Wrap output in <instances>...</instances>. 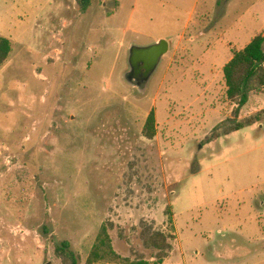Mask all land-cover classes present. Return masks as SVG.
<instances>
[{
    "label": "rangeland",
    "instance_id": "obj_1",
    "mask_svg": "<svg viewBox=\"0 0 264 264\" xmlns=\"http://www.w3.org/2000/svg\"><path fill=\"white\" fill-rule=\"evenodd\" d=\"M0 264L86 260L102 225L116 252L156 264H264V89L234 117L224 67L264 36V0H0ZM170 43L148 87L127 82L131 47ZM164 37V38H163ZM155 111L157 135L143 136Z\"/></svg>",
    "mask_w": 264,
    "mask_h": 264
},
{
    "label": "trees",
    "instance_id": "obj_2",
    "mask_svg": "<svg viewBox=\"0 0 264 264\" xmlns=\"http://www.w3.org/2000/svg\"><path fill=\"white\" fill-rule=\"evenodd\" d=\"M92 0H78L82 12L91 7ZM13 49L10 39L0 35V68L8 61ZM224 78L227 86V98L236 106L234 117L227 119L217 126L212 134V139L217 140L247 127H252L260 121V117L239 120L240 110L245 107L253 94L264 89V36H256L243 50L234 53L232 59L224 67ZM157 135L155 111H152L143 128V136L154 140ZM168 232L156 231L152 227L143 230L147 248L159 251L156 264H163L173 249L172 240L175 239V223L170 208H167ZM109 225L100 228L96 241L86 260V264H150V262H132L119 255L114 249ZM55 254L62 264H80V256L72 249L69 241H62L55 246Z\"/></svg>",
    "mask_w": 264,
    "mask_h": 264
},
{
    "label": "water",
    "instance_id": "obj_3",
    "mask_svg": "<svg viewBox=\"0 0 264 264\" xmlns=\"http://www.w3.org/2000/svg\"><path fill=\"white\" fill-rule=\"evenodd\" d=\"M169 50L170 43L167 40H160L147 47H131L129 52L130 71L125 76L127 82L139 90L146 89Z\"/></svg>",
    "mask_w": 264,
    "mask_h": 264
},
{
    "label": "crops",
    "instance_id": "obj_4",
    "mask_svg": "<svg viewBox=\"0 0 264 264\" xmlns=\"http://www.w3.org/2000/svg\"><path fill=\"white\" fill-rule=\"evenodd\" d=\"M164 38V37H163ZM162 38L160 37V38H156L155 40L157 41V40H161Z\"/></svg>",
    "mask_w": 264,
    "mask_h": 264
}]
</instances>
